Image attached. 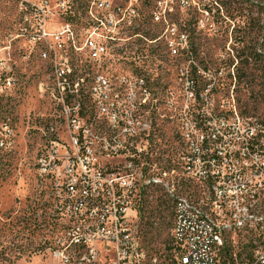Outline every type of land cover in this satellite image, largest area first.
<instances>
[{
    "label": "built area",
    "instance_id": "2783aa9c",
    "mask_svg": "<svg viewBox=\"0 0 264 264\" xmlns=\"http://www.w3.org/2000/svg\"><path fill=\"white\" fill-rule=\"evenodd\" d=\"M150 1L16 0L18 29L0 36V91L15 86L12 53L22 42L20 51L43 63L38 80L41 98L48 97L59 111L42 129L36 160L37 186L65 228L51 264H72V259L87 264L88 257L98 256L93 248L97 244L106 246L112 264H158V258L147 259L137 230L130 225L128 213L135 212L130 197L139 184L168 188L172 181L165 177L175 171L147 176L145 165L132 160L123 170L118 164L102 168L97 155L102 139L85 129L82 104L90 67L126 62L141 68L138 64L147 59V48L166 45L177 56V47L186 45L187 35L167 21L172 2ZM149 20L164 21V33H151ZM95 79L96 112L108 117L113 128L110 142L118 144L117 100L107 102V79L102 75ZM224 121L219 128L208 122L202 139L189 143L187 169L199 173L203 184L198 198L174 197V264H264V117H236L228 125ZM61 128L65 134L59 133ZM109 143L102 149L107 150ZM110 148L111 155L119 152L118 147ZM133 165L141 167L134 170ZM82 241H89V255L79 251ZM244 241H253V248L243 249Z\"/></svg>",
    "mask_w": 264,
    "mask_h": 264
},
{
    "label": "rangeland",
    "instance_id": "374dc122",
    "mask_svg": "<svg viewBox=\"0 0 264 264\" xmlns=\"http://www.w3.org/2000/svg\"><path fill=\"white\" fill-rule=\"evenodd\" d=\"M170 2L167 21L187 35L186 45L177 47V56L166 45L150 47L147 59L138 64L141 68L126 62L90 67L82 86L83 122L89 135L103 141L97 145L102 168L118 164L123 170L132 160L145 165L147 176L158 170L175 171L165 177L173 187L139 184L130 197L135 204V212L128 213L130 225L136 228L147 259L158 258V264H174V197L198 198L202 192L199 173L187 169L189 143L202 139L208 122L219 128L222 121L228 125L236 117H264V0ZM18 18L16 0H0L1 37L16 33ZM148 27L159 35L166 23L149 20ZM14 47L15 86L0 91V264H51L65 228L53 217L51 200L37 186L36 160L42 129L54 122L59 111L48 97L40 96L43 63L20 51L24 43ZM97 75L110 85L107 102L117 100L118 144L110 142L113 128L108 117L96 112ZM64 128L59 133L65 134ZM107 143L119 152L111 155V146L103 150ZM247 244L243 242V249ZM93 248L98 256L88 257L87 264H112L104 244ZM79 251L89 255V241L79 243ZM72 264L78 262L72 259Z\"/></svg>",
    "mask_w": 264,
    "mask_h": 264
},
{
    "label": "bare ground",
    "instance_id": "6f19581e",
    "mask_svg": "<svg viewBox=\"0 0 264 264\" xmlns=\"http://www.w3.org/2000/svg\"><path fill=\"white\" fill-rule=\"evenodd\" d=\"M177 52H178V50H177ZM246 248L247 249H252L253 248V241H248V244H247Z\"/></svg>",
    "mask_w": 264,
    "mask_h": 264
}]
</instances>
